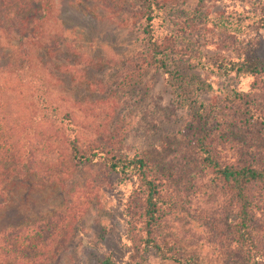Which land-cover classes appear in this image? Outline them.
I'll return each mask as SVG.
<instances>
[{
    "label": "rangeland",
    "instance_id": "374dc122",
    "mask_svg": "<svg viewBox=\"0 0 264 264\" xmlns=\"http://www.w3.org/2000/svg\"><path fill=\"white\" fill-rule=\"evenodd\" d=\"M34 1L0 0V95L12 123L28 118L33 94H47L59 115L73 101L113 96L117 106L110 124L122 136V152L140 154L154 164L173 198L158 222L162 242L182 263L250 264L231 240L232 214L222 209L218 187L192 156L186 137L187 113L178 93L187 82L186 88H195L205 105L230 89L252 94L251 77L222 76L211 64L216 54L243 52L239 50L264 59V32L255 22L258 0H172L167 22L160 17L155 20L156 34L174 33L173 21L179 17L195 16L199 29V35L182 36L187 40L183 44L190 46L188 54L168 60L178 74L174 80L155 69L132 80L126 77L142 50L138 22L126 19L136 12L131 0L121 6L115 0H53L55 18L45 47L30 55L28 65L20 55L19 27ZM214 24H222L226 33ZM261 101L264 104V97ZM262 123L249 120L244 130L234 131L229 139L264 146ZM66 172L71 177L65 192L59 183L45 182L29 171L3 182L0 231L27 228L59 216L65 217L67 225L71 218L66 204H84L73 230L54 246L48 264H101L107 256L110 264H177L160 259L152 248L138 246L125 211L134 184L129 178L101 175L96 164ZM253 224L264 249V215L256 213ZM257 260L255 264H264L263 255Z\"/></svg>",
    "mask_w": 264,
    "mask_h": 264
},
{
    "label": "trees",
    "instance_id": "16d2710c",
    "mask_svg": "<svg viewBox=\"0 0 264 264\" xmlns=\"http://www.w3.org/2000/svg\"><path fill=\"white\" fill-rule=\"evenodd\" d=\"M115 1L121 6L127 0ZM131 1L136 12L128 14L126 19L138 22L142 50L130 63L131 70L126 77L132 80L139 73L155 69L167 79H176L178 74L170 68L168 60L188 54L190 46L183 44L187 40H182V36L199 35L195 16L179 17L173 21L176 32L166 30L158 35L155 20L160 17L162 23L167 22L166 12L172 0ZM54 18L53 0L34 1L32 10L19 27L23 62L29 65L30 55L45 47ZM255 22L264 32V0H258ZM214 26L226 33L222 24ZM204 39L216 43L211 36H204ZM239 51L243 52L216 54L211 65L222 76L251 77V95L230 89L218 100L205 105L198 99L196 89H187L189 86L184 82V86H179L178 96L187 113L186 137L192 156L200 168L210 173L218 187L222 209L232 214L229 229L235 249L246 263L255 264L258 257H264V249L259 244L263 239L256 238L253 224L256 213L264 215V146L255 141L246 146V141L236 142L229 136L234 131L244 130L249 120L264 124L261 101L264 97V59L246 50ZM32 97L28 118L14 124L0 95V185L29 171L45 182L59 183L65 192L71 177L66 171L90 164H96L101 175L114 173L129 178L134 184L125 211L129 229L137 234L138 246L142 250L154 249L162 260L186 264L162 242L157 231L160 217L173 205L162 174L140 154L123 153L122 136L119 130L111 127L117 106L115 98L73 101L67 108L62 107L59 115L58 106L51 104L47 94H33ZM32 135H36L35 140ZM66 208L71 218L67 225L65 217L59 216L39 220L27 228L0 231V264H48L54 246L73 230L84 204L68 202ZM101 264H110L109 257L103 258Z\"/></svg>",
    "mask_w": 264,
    "mask_h": 264
}]
</instances>
